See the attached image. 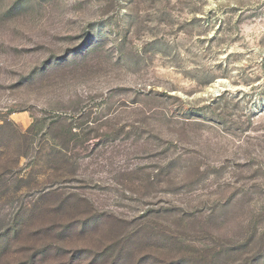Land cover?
<instances>
[{
	"label": "rangeland",
	"instance_id": "374dc122",
	"mask_svg": "<svg viewBox=\"0 0 264 264\" xmlns=\"http://www.w3.org/2000/svg\"><path fill=\"white\" fill-rule=\"evenodd\" d=\"M0 264H264V0H0Z\"/></svg>",
	"mask_w": 264,
	"mask_h": 264
}]
</instances>
